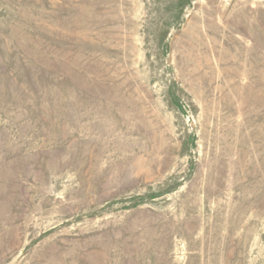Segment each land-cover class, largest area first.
I'll return each instance as SVG.
<instances>
[{
  "label": "rangeland",
  "instance_id": "1",
  "mask_svg": "<svg viewBox=\"0 0 264 264\" xmlns=\"http://www.w3.org/2000/svg\"><path fill=\"white\" fill-rule=\"evenodd\" d=\"M0 264H264V0H0Z\"/></svg>",
  "mask_w": 264,
  "mask_h": 264
}]
</instances>
